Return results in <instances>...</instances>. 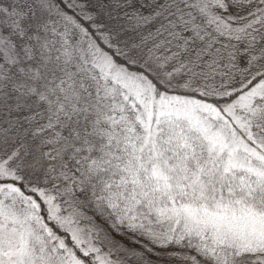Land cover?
<instances>
[{"label": "snow or ice", "instance_id": "obj_1", "mask_svg": "<svg viewBox=\"0 0 264 264\" xmlns=\"http://www.w3.org/2000/svg\"><path fill=\"white\" fill-rule=\"evenodd\" d=\"M0 264H264V0H0Z\"/></svg>", "mask_w": 264, "mask_h": 264}]
</instances>
